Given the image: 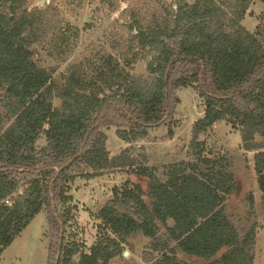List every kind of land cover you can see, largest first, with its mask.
Segmentation results:
<instances>
[{
    "label": "trees",
    "instance_id": "obj_1",
    "mask_svg": "<svg viewBox=\"0 0 264 264\" xmlns=\"http://www.w3.org/2000/svg\"><path fill=\"white\" fill-rule=\"evenodd\" d=\"M254 1L179 0L134 17L123 40L128 58L98 53L72 64L57 84L35 55L47 34L43 13L22 9L25 0H0V262L46 209V264H111L137 234L150 239L154 264H197L182 254L202 264H256L259 223L241 228L228 215L237 179L229 158L200 139L222 120L239 129L242 148L255 152L264 203V12L256 32L243 23ZM140 57L146 76L133 72ZM182 87L198 91L204 113L189 158L160 169L133 144L171 120ZM112 126L130 144L114 156L103 129ZM118 169L148 179V189L130 179L114 186L93 213L100 235L86 250L68 234L71 183ZM248 200L252 207L253 193Z\"/></svg>",
    "mask_w": 264,
    "mask_h": 264
},
{
    "label": "rangeland",
    "instance_id": "obj_2",
    "mask_svg": "<svg viewBox=\"0 0 264 264\" xmlns=\"http://www.w3.org/2000/svg\"><path fill=\"white\" fill-rule=\"evenodd\" d=\"M41 1L25 0L22 9L43 13L47 34L44 41L34 47L36 60L44 67L54 69V79L61 84L72 64L94 58L98 53L112 52L128 58L133 52L128 51L124 44L127 42L123 40L129 36L131 20L144 13L160 14L171 6L176 8L179 0H44L43 5ZM263 12L264 0H255L243 21L244 25L256 32ZM117 45L118 48L114 49ZM133 72L148 74L146 58L140 57ZM177 95L180 102L171 120L150 129L148 137L133 144L138 151L147 155L149 165L160 169L165 164L189 158L193 125L205 109L203 100L194 88L182 87ZM54 103L58 106L61 101L56 98ZM103 129L108 135L107 147L112 156L130 146L117 135L115 126ZM200 139L206 140L216 153L229 158L237 188L226 202V211L238 227L255 221L259 223L255 263L264 264V203L254 169L255 152L242 148L241 131L225 120L215 123L200 135ZM129 179L141 183L147 191L148 179L128 169L113 170L92 179L77 178L71 183L73 205L76 207L75 219L68 230L71 240L77 239L85 245L86 250L97 241L101 222L93 213L111 196L114 186H121ZM248 193H253L252 207ZM48 230L49 217L44 209L4 250L0 264H46L50 246ZM149 242L150 239L142 234L132 236L126 246L129 254L116 257L111 264H154ZM181 256L189 262L203 263L202 259L196 257Z\"/></svg>",
    "mask_w": 264,
    "mask_h": 264
},
{
    "label": "water",
    "instance_id": "obj_3",
    "mask_svg": "<svg viewBox=\"0 0 264 264\" xmlns=\"http://www.w3.org/2000/svg\"><path fill=\"white\" fill-rule=\"evenodd\" d=\"M40 4L43 5V4H44V0H42V1L40 2ZM124 254H125V256H127V255L129 254V252L126 251Z\"/></svg>",
    "mask_w": 264,
    "mask_h": 264
}]
</instances>
